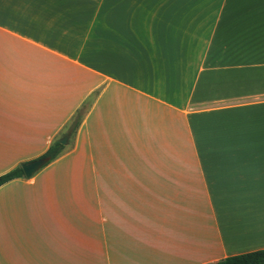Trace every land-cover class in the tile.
Masks as SVG:
<instances>
[{"label":"crops","instance_id":"0c3cea01","mask_svg":"<svg viewBox=\"0 0 264 264\" xmlns=\"http://www.w3.org/2000/svg\"><path fill=\"white\" fill-rule=\"evenodd\" d=\"M66 135L0 187V264L263 250L264 0H0V176Z\"/></svg>","mask_w":264,"mask_h":264},{"label":"trees","instance_id":"16d2710c","mask_svg":"<svg viewBox=\"0 0 264 264\" xmlns=\"http://www.w3.org/2000/svg\"><path fill=\"white\" fill-rule=\"evenodd\" d=\"M81 117L82 115L80 112H77L73 117L70 128L71 133H74L76 131L80 123ZM62 151H63V146L58 141H55L53 142V144H51L48 150L42 156H40L39 159H47L48 161L45 165H48L49 163L54 161L57 157H59ZM22 177H24V175L21 166L16 167L15 169L9 171L8 173L0 176V187L14 179H18ZM213 264H264V249L237 255V256L228 257Z\"/></svg>","mask_w":264,"mask_h":264},{"label":"water","instance_id":"95a60500","mask_svg":"<svg viewBox=\"0 0 264 264\" xmlns=\"http://www.w3.org/2000/svg\"><path fill=\"white\" fill-rule=\"evenodd\" d=\"M67 141H68V136H64L61 139H59V143L62 146L67 145ZM47 159H38L35 161H32L30 163L27 164H22L21 165V169L23 171V175L25 178L29 179L33 176V174H35L40 168H42L43 166H45V164L47 163Z\"/></svg>","mask_w":264,"mask_h":264}]
</instances>
